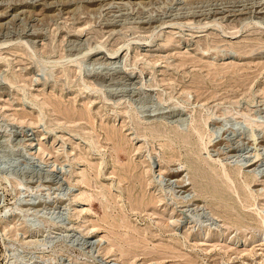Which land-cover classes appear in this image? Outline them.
<instances>
[{"label":"rangeland","instance_id":"1","mask_svg":"<svg viewBox=\"0 0 264 264\" xmlns=\"http://www.w3.org/2000/svg\"><path fill=\"white\" fill-rule=\"evenodd\" d=\"M261 215L264 0H0V264H264Z\"/></svg>","mask_w":264,"mask_h":264},{"label":"bare ground","instance_id":"2","mask_svg":"<svg viewBox=\"0 0 264 264\" xmlns=\"http://www.w3.org/2000/svg\"><path fill=\"white\" fill-rule=\"evenodd\" d=\"M194 126V125H193ZM194 128V130L195 131H197L198 133H200L199 132V129L196 127V126H194L193 127ZM200 135V134H199ZM200 138H202V140H203V137H202V135H200ZM205 147H206V145H205ZM129 169V168H128ZM212 169L213 170H215V172H216V168H214V167H212ZM221 170V176L224 178V179H226V181H228L229 182V188H231V189H233V191H234V193H236L238 196H240V190L237 188V186H236V184H235V179L232 177V175H231V173H230V171H228V169H226V168H221L220 169ZM134 171V170H133ZM218 175H220V173H218V172H216ZM125 178H127V177H125ZM128 180V179H127ZM139 182V181H138ZM134 185V184H133ZM143 187V186H142ZM245 189H247V192H249V191H251V190H249L250 189V186H249V183L248 182H245ZM143 191V190H142ZM129 194V193H128ZM250 194V193H249ZM241 197V196H240ZM130 201V200H129ZM247 201V200H246ZM240 202V201H239ZM133 204V203H132ZM242 206L243 207H247V204H246V202H245V204H244V202H242ZM131 207H133V205L131 206ZM259 219H260V223H261V225L264 227V215H261L260 217H259ZM238 221V220H237ZM239 224H241V223H239Z\"/></svg>","mask_w":264,"mask_h":264}]
</instances>
